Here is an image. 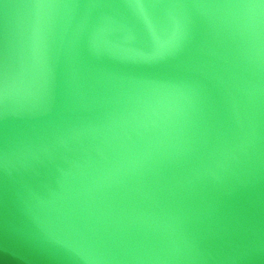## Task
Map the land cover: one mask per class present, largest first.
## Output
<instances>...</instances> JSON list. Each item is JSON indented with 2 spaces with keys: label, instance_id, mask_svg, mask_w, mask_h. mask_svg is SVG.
<instances>
[{
  "label": "water",
  "instance_id": "1",
  "mask_svg": "<svg viewBox=\"0 0 264 264\" xmlns=\"http://www.w3.org/2000/svg\"><path fill=\"white\" fill-rule=\"evenodd\" d=\"M0 264H264V0H0Z\"/></svg>",
  "mask_w": 264,
  "mask_h": 264
}]
</instances>
